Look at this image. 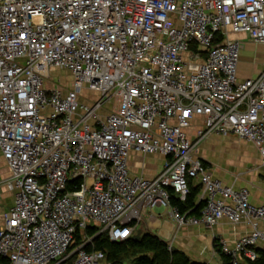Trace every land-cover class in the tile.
<instances>
[{"label": "built area", "instance_id": "built-area-1", "mask_svg": "<svg viewBox=\"0 0 264 264\" xmlns=\"http://www.w3.org/2000/svg\"><path fill=\"white\" fill-rule=\"evenodd\" d=\"M231 32L264 43V0H0V151L16 190L0 264H106L86 249L93 238L74 247L78 230L95 225L122 242L159 206L180 225L246 222L233 247L216 246L231 264L257 259L264 205L196 155L211 134L236 135L264 168V71L239 80L243 42ZM132 152L163 155L161 171L133 173ZM190 180L199 215L171 204Z\"/></svg>", "mask_w": 264, "mask_h": 264}, {"label": "crops", "instance_id": "crops-1", "mask_svg": "<svg viewBox=\"0 0 264 264\" xmlns=\"http://www.w3.org/2000/svg\"><path fill=\"white\" fill-rule=\"evenodd\" d=\"M230 37L243 42L238 65L239 80L258 77L264 71V43L255 42L244 32H231ZM203 122L201 116L193 119L192 126L187 130L191 138L196 137ZM196 155L202 158L214 179L237 189L248 188L251 202L257 206L264 205V168L260 152L252 142L236 135L214 133L200 143ZM164 161L165 157L160 154L132 152L130 168L133 173L154 177L161 171ZM11 181L12 171L0 151V229L15 203L16 190ZM192 182L198 184L195 180ZM200 202L201 192L197 198V203ZM132 225L134 233L139 229L152 231L172 247L186 252L193 260L207 264H224L223 253L216 246V237L233 247L238 239L251 231L246 222L233 224L227 219L212 228L203 224L180 225L171 209L164 206L144 211L140 221L135 220ZM261 227L264 228V223Z\"/></svg>", "mask_w": 264, "mask_h": 264}, {"label": "trees", "instance_id": "trees-1", "mask_svg": "<svg viewBox=\"0 0 264 264\" xmlns=\"http://www.w3.org/2000/svg\"><path fill=\"white\" fill-rule=\"evenodd\" d=\"M189 181L190 193L186 199L171 191V204L177 206L181 212L199 215L204 203H197L201 186ZM101 228L90 225L86 229L78 230L75 246L85 242L87 238L93 240L86 245V249L102 250L106 254V262L111 264H207L193 260L186 252L170 247V244L156 233L144 230L140 238L134 237L136 232L122 242H114L107 231L100 232ZM221 252V250H219ZM256 260L243 261L241 264H264V250L257 249ZM224 264H231L230 257L223 253ZM0 262L7 259L0 256Z\"/></svg>", "mask_w": 264, "mask_h": 264}, {"label": "rangeland", "instance_id": "rangeland-1", "mask_svg": "<svg viewBox=\"0 0 264 264\" xmlns=\"http://www.w3.org/2000/svg\"><path fill=\"white\" fill-rule=\"evenodd\" d=\"M52 75L54 78H62V79H68L67 76L69 75L68 71H63L58 68H53L52 69ZM85 93V92H84ZM92 97H94V94H92ZM106 264H111L109 262H105Z\"/></svg>", "mask_w": 264, "mask_h": 264}, {"label": "water", "instance_id": "water-1", "mask_svg": "<svg viewBox=\"0 0 264 264\" xmlns=\"http://www.w3.org/2000/svg\"><path fill=\"white\" fill-rule=\"evenodd\" d=\"M142 233H143V230H142V229H139V230L137 231V233L134 235V237H136V238H140V236L142 235Z\"/></svg>", "mask_w": 264, "mask_h": 264}]
</instances>
